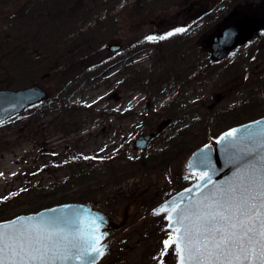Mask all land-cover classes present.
Returning <instances> with one entry per match:
<instances>
[{"label": "rangeland", "instance_id": "374dc122", "mask_svg": "<svg viewBox=\"0 0 264 264\" xmlns=\"http://www.w3.org/2000/svg\"><path fill=\"white\" fill-rule=\"evenodd\" d=\"M81 2L88 3V11ZM138 11L134 0H0L2 84L19 88L35 82L48 93L42 103L0 124V203L25 183L39 181L46 186L79 169L84 172L82 178L62 186L61 193L68 195L65 201H94L105 190L109 201L132 204L129 221L138 228L121 230L128 237L122 243L124 257L119 264H174L172 243L167 249L163 245L171 230L157 228L145 218L144 211L185 181L180 163L188 150L232 124L259 116L243 109L242 104L246 106L252 98L264 94V61L261 51L247 54L242 47L215 61L205 54L201 65H195L190 54L186 56L188 62H182L185 58L176 60L173 45L166 41L162 51L152 54L148 49L139 53L141 59L136 58L140 35L150 29L148 22L140 29L135 26ZM47 38L66 39L59 49L56 46L54 70L47 74V66L40 69L29 67L30 62L12 63L15 46L28 52L40 51L48 45ZM259 39L264 42V33L250 42L257 45ZM109 43L120 47L109 51L104 48ZM43 74L46 76L41 77ZM176 99L181 100L180 104L171 105ZM144 103H149L145 107L148 110L174 107L179 112L195 113L194 123L199 120L202 127L198 141L187 145L188 149H181L182 142L171 148V157L178 149V158L159 174L156 165L132 169L126 164L124 169L130 171L129 175L102 183V174L107 172L104 177L108 179L111 172L105 171V163L97 161L120 141L129 148L130 139L148 128L145 120L150 124L160 120L145 112ZM185 125L176 130L183 142L189 130ZM176 131L169 126L151 142L156 149L169 151L171 146L161 136L173 137ZM88 156L92 159H85ZM120 167H116L115 175H120ZM111 169L115 170L113 165ZM164 171L168 174H162ZM162 252L166 253L163 257Z\"/></svg>", "mask_w": 264, "mask_h": 264}, {"label": "snow or ice", "instance_id": "6c2138e0", "mask_svg": "<svg viewBox=\"0 0 264 264\" xmlns=\"http://www.w3.org/2000/svg\"><path fill=\"white\" fill-rule=\"evenodd\" d=\"M235 132L237 129L224 133L217 143ZM235 147L228 142L225 151ZM258 154L259 160L252 162L253 151L242 150L243 163L225 185L214 184L209 189L211 177L202 173L199 198L190 196L183 208L172 201L154 210L159 215L172 208L165 218L175 232L172 251L177 255L176 264H264V143ZM186 191L191 194L193 189ZM168 235L163 240L166 249L173 242L172 233ZM98 242L99 237L92 236L84 246L67 223L56 218L17 217L0 222V264H75L77 260L95 264L96 256L104 255Z\"/></svg>", "mask_w": 264, "mask_h": 264}, {"label": "flooded vegetation", "instance_id": "af4514ba", "mask_svg": "<svg viewBox=\"0 0 264 264\" xmlns=\"http://www.w3.org/2000/svg\"><path fill=\"white\" fill-rule=\"evenodd\" d=\"M259 1L260 2L256 3L253 0H134V4L139 6V11L135 17V22H137L135 26H138L140 29L142 28V24L144 25L145 22H148L150 25L149 31H143V33L141 30L139 31L142 35H140L141 37L139 39H141V42L135 53L137 55L136 58L138 57L141 59L139 53L148 49L152 51V54H155L158 50L162 51L165 41L173 45L172 52H176V60L177 58H179V60L185 58L182 62H188L189 60L186 59V56L190 54L193 58L191 63H194L195 65H201L205 54L206 57L209 56V58L212 59H210L211 61H215L217 58H224L225 55H229L236 49L244 47L243 50L245 51L246 43H248L249 40H252L253 37H256V39L259 36L262 37L264 27L257 29L245 42L236 43L234 45H229L230 40H227L226 42L221 41V35H225L232 28H234L237 20L243 16L252 15L264 17V0ZM177 29H183V31L178 32ZM169 33H172V35H168ZM148 36L157 38L163 36L164 39L149 41L146 39ZM150 59L151 58H149V60ZM194 59L196 60V63ZM157 60L159 61V59ZM184 79L186 80L187 78ZM148 105L149 103H144L143 105L145 112L148 113V115H151V117L155 115V118L158 117L160 120L167 119V124L160 127V130L158 131L159 123L161 122L160 120L155 121V124H150L145 120V124L148 128L146 127L147 129H144L139 133L154 131V135L147 140V143L143 148H139L134 145L135 135L129 141V148L124 147L127 145H123L120 141L117 143L118 145H114L115 148L111 152H106L103 159L97 161L105 163V171L109 170L111 172V176H108V179L104 177L107 172L102 174L103 177L101 180L104 182L120 178L125 174L127 175L130 171L126 172L124 169L126 164L130 165L132 169H137L141 166H149V164H152L153 166L156 165L157 174H159L162 169H168L171 166L172 159L178 158V149L174 150L175 153L171 157V148L173 149L179 147V144L182 142L183 146L181 149H188L187 145L198 141L200 132H202V127L199 125V120H197L196 124L194 123L193 118L196 116L195 113L188 111L179 112V110L175 108L164 109L163 111L152 109L148 110L145 108ZM44 108H46V106H44ZM113 117L117 118L115 114H113ZM183 124H187V126H185L189 127V130L185 131L188 138L184 142V139H178V131H176L177 128ZM169 126L176 131V134L173 137H169L168 134H164L161 136V140L167 141V143L171 146L169 148L170 150L167 151V148L162 150L156 149V145L151 141L153 138L158 139L161 133H163V131ZM156 143H159V141ZM188 153L189 150L186 152V155H188ZM185 158H183L180 163V171L185 181L178 188L173 189L172 191L170 190L168 194H163L161 196L162 200L196 178L195 174H189L183 169ZM112 165L115 170L111 169ZM119 166H121L119 171L120 175H115L118 174L116 167ZM162 174L166 175L168 173L167 171H164ZM153 184L157 185V183ZM102 191H104L103 196L98 197L94 201L91 199L80 201L87 202L93 208L106 213L110 216L112 221L122 223L118 229L110 233L105 239L110 241L111 249L108 253L103 255L98 263H96L119 264V262L122 261L121 258L124 257V255H121L122 243H124L128 237L125 236L121 230L135 229V227L138 228V226L135 225L136 223L132 225L130 224L131 221L129 220L132 217L131 212L134 209H129L130 205H132L129 201L126 202L129 206H124L119 200L109 201L106 198L107 195L105 190ZM123 192L125 194L126 191ZM159 202L160 201L153 204L149 210L146 209L148 211H144L147 212V214H145V218L148 221H153L157 228H166L165 213L162 212L159 215H155L151 212V209ZM119 231L121 234L118 233Z\"/></svg>", "mask_w": 264, "mask_h": 264}, {"label": "water", "instance_id": "95a60500", "mask_svg": "<svg viewBox=\"0 0 264 264\" xmlns=\"http://www.w3.org/2000/svg\"><path fill=\"white\" fill-rule=\"evenodd\" d=\"M264 26V17L246 15L237 20L236 25L225 35H221V41H229V45L236 43H242L248 39L252 33ZM120 47L119 44L109 43L106 45V49L109 51H115ZM226 49V48H225ZM46 93L44 89L32 83L29 86L20 88H0V123L4 122L8 118L14 116L31 104L37 103L45 97ZM163 121L159 127L165 124ZM237 129V132L233 133L231 137L226 138L225 141L217 143L219 138L224 133ZM153 135V132L142 133L137 139H134V145L139 148H143L147 142V139ZM228 142L235 143V148H229L225 151V144ZM264 143V115L256 118L244 121L240 124H235L223 130L216 138L211 139L194 149L184 164L185 171L189 173H196L197 179L185 187L178 189L172 195L162 200L151 212L154 213L155 209L160 208L162 205L169 204V202L175 201L181 208H183L188 202L189 197L199 198L200 188L198 185H202L201 180L202 173L211 177L212 183L208 184V188L211 189L213 185H225L234 177L237 167L243 163L241 159V152L245 149H251L253 151V160L256 162L259 160V151L261 144ZM193 189L190 194L186 189ZM169 212H172V208L168 207L165 211V217ZM17 217L27 218L32 217L34 220L41 218H56L60 221L66 222L72 233H74L84 246H87L91 242V237H99L97 247H102L104 255L110 250V241L105 240L116 230L120 223H116L110 219L106 213L101 210L95 209L86 203L77 202H64L60 204H54L51 206L43 207L34 212L20 213L11 218L1 220L0 222H7ZM175 218V213L172 215V219ZM167 220V227L170 224V219ZM175 227V225H174ZM172 229V243L175 248V232ZM103 233V235H101ZM103 256H96L95 264ZM177 255H175L176 264ZM75 264H82V261L77 260Z\"/></svg>", "mask_w": 264, "mask_h": 264}, {"label": "trees", "instance_id": "16d2710c", "mask_svg": "<svg viewBox=\"0 0 264 264\" xmlns=\"http://www.w3.org/2000/svg\"><path fill=\"white\" fill-rule=\"evenodd\" d=\"M96 1V0H93ZM80 4H83V6H85L84 10L88 11L89 8L87 6L88 3L86 2H81ZM64 8V7H63ZM74 10H76V8H74ZM85 12V11H84ZM50 38V37H49ZM47 38V46L44 48V50H40V51H33L30 50L25 51L23 49H18L15 48L13 49L14 52L16 54H14L11 57V61L12 63H29L28 66H39L38 68H43L45 66L48 67V72L51 70H54L55 68L52 67L53 66V59L56 58V46L58 45V49L60 47L61 43H65V41L63 42L61 39H49ZM256 42L251 43L252 45H255ZM251 46L247 49V54L248 53H259L260 51L261 53V58H263L264 61V52L262 50H264V42H261V39H259V43H257L256 48H253L251 51H255L254 49H256V52H251ZM54 49V51H53ZM55 52V53H53ZM58 53V52H57ZM252 54H250L249 56H251ZM52 60V62H51ZM242 63H244V61H242ZM24 65V64H23ZM14 66V65H13ZM239 66H241L239 64ZM16 67V66H15ZM24 68H26V66H24ZM261 77H258V80ZM4 81V79L0 78V87H8L9 84H2ZM234 81V80H233ZM257 96V95H256ZM254 99L252 102H250L249 104H247L246 106H244L245 104H242V108L243 109H248L249 112L251 114H255L258 113V115L264 114V94H262L261 97L257 98L254 97L252 98ZM180 99H176L174 102L177 103V101H179ZM173 103V102H172ZM175 105V104H173ZM75 160V159H74ZM90 175V173H88ZM84 175L83 171L78 170H74L71 175L66 176L65 179H62L61 181H52V183L50 182V184H47L46 186L41 184L39 181L35 182L34 184L30 185L29 183H25V186H23L22 188L18 189L16 192V195H8L7 199H5L2 203H0V220L12 217L16 214L19 213H27V212H32V211H36V209H40L42 207H46L48 205H52L54 203H58V202H63L65 201V199L67 198L68 195L61 193L62 190H64V186L65 183L67 181L73 183L74 181H72L71 179H80L82 178V176ZM91 177V175H90ZM104 181L102 180V183ZM64 185V186H63ZM60 186V190H58ZM58 191H60L59 195H58ZM22 198V200H20V198ZM83 199V198H82ZM73 200V199H72Z\"/></svg>", "mask_w": 264, "mask_h": 264}, {"label": "bare ground", "instance_id": "6f19581e", "mask_svg": "<svg viewBox=\"0 0 264 264\" xmlns=\"http://www.w3.org/2000/svg\"><path fill=\"white\" fill-rule=\"evenodd\" d=\"M220 135V134H219Z\"/></svg>", "mask_w": 264, "mask_h": 264}]
</instances>
